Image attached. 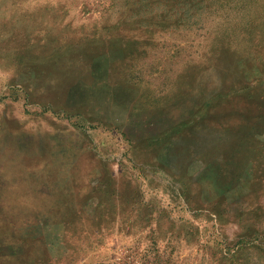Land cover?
I'll return each mask as SVG.
<instances>
[{"label":"rangeland","instance_id":"1","mask_svg":"<svg viewBox=\"0 0 264 264\" xmlns=\"http://www.w3.org/2000/svg\"><path fill=\"white\" fill-rule=\"evenodd\" d=\"M264 0H0V264H264Z\"/></svg>","mask_w":264,"mask_h":264},{"label":"crops","instance_id":"2","mask_svg":"<svg viewBox=\"0 0 264 264\" xmlns=\"http://www.w3.org/2000/svg\"><path fill=\"white\" fill-rule=\"evenodd\" d=\"M258 126L264 129V118H262V120H259Z\"/></svg>","mask_w":264,"mask_h":264}]
</instances>
